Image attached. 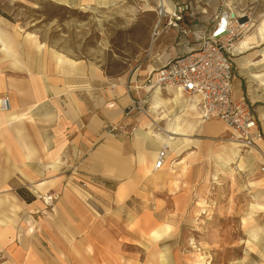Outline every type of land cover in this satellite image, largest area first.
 <instances>
[{
  "label": "crops",
  "instance_id": "1",
  "mask_svg": "<svg viewBox=\"0 0 264 264\" xmlns=\"http://www.w3.org/2000/svg\"><path fill=\"white\" fill-rule=\"evenodd\" d=\"M108 1L66 0L65 5L87 7L89 18L92 11L100 18L101 10L112 4ZM150 1L143 7L149 17L143 42L158 52H172L163 59L165 52L157 54L158 67L147 66L141 71L144 78L197 48V38L209 30L217 7L214 0ZM177 5L188 7L182 21L170 25L166 18L158 32L156 8L161 6L168 17ZM259 25L247 34L243 47L235 48L232 99L252 108L264 151V32ZM173 31L189 35L176 39ZM131 32V45L140 46ZM51 51L63 54L65 62L58 64ZM144 78L132 73L114 79L89 58L50 48L38 35L25 34L0 17V98L10 102L8 111L0 109V264H43L44 249L51 250V264H166L169 248L159 244L169 240L172 209L187 208L186 196L170 191L179 182L167 167L176 160L180 164L184 151L197 146L195 134L216 133L220 124L203 123L197 100L186 93L156 87L136 90ZM137 96L146 99L147 117L123 120L129 99ZM152 122L164 132H156ZM117 123L136 129L130 136L104 131ZM177 123L193 127V132L174 135L170 128ZM162 143L169 146L168 155L155 170ZM215 157L228 169L241 165L238 171L253 178L248 187L256 197L250 210L264 213L259 156L228 144ZM47 196L54 199L51 207L41 200ZM257 222L246 236L257 249L251 252L259 258L254 264H264V215ZM155 235H160L156 242Z\"/></svg>",
  "mask_w": 264,
  "mask_h": 264
},
{
  "label": "rangeland",
  "instance_id": "2",
  "mask_svg": "<svg viewBox=\"0 0 264 264\" xmlns=\"http://www.w3.org/2000/svg\"><path fill=\"white\" fill-rule=\"evenodd\" d=\"M214 1L216 13L206 34L212 32L220 9L234 18L241 16L242 22L248 18L249 35L264 20V0ZM145 2L111 0L107 3L112 4L101 10L100 18L94 11L89 18L88 11L84 10L87 7L66 6V0H0V17L25 34L38 35L50 48L70 56H84L100 64L107 76L118 79L134 73L143 79L142 70L147 66L158 67L157 54L165 52L163 59L172 52V49L158 52L150 44H144L149 24V17L143 10ZM159 7L153 14L156 23L158 20L157 27L160 25L158 32H161L163 20L168 17L158 16ZM132 30L140 43L138 47L130 43ZM182 35L183 32L173 31L176 39ZM154 43H158V37ZM214 122L220 124L216 133L195 134L197 146L184 151L185 159L180 164L177 165L179 161L176 160L172 167H167L175 171L173 176L179 182L176 187H170V191L175 196H186L187 208L172 209L169 240L159 244L161 249L169 248L166 264L259 263V258L251 254L257 249L246 236L247 230L264 215L250 210L256 197L255 190L248 187L253 178L238 171L241 165L234 164L228 169L216 159L215 153L232 140L224 124L219 120ZM186 166L187 171L183 172ZM249 216L252 218L246 222L244 219ZM249 236L252 238V233ZM139 246L145 248L142 242ZM50 251L44 249L43 264H51Z\"/></svg>",
  "mask_w": 264,
  "mask_h": 264
},
{
  "label": "built area",
  "instance_id": "3",
  "mask_svg": "<svg viewBox=\"0 0 264 264\" xmlns=\"http://www.w3.org/2000/svg\"><path fill=\"white\" fill-rule=\"evenodd\" d=\"M188 11L186 5H177L174 12L168 16L167 24L172 25L182 21L184 13ZM160 18L167 17L160 6L157 12ZM224 16L227 17L228 26ZM220 18V19H219ZM215 19H219L212 32L200 34L197 38V48L179 55L166 64L146 75L143 84L135 86L136 90L147 88L174 89L186 93L197 100L201 112V121L208 122L219 120L230 133L231 140L239 149L256 153L261 159L260 173L264 175V151L259 145L262 139L252 108L244 100L232 99L233 68L232 58L238 42L249 32V19L241 21V17H229L227 13L218 11ZM221 21L225 22L224 35L218 34L222 28ZM217 27V28H216ZM216 28V30H215ZM188 31H183L186 35ZM221 35V36H220ZM219 36L218 38H216ZM115 84L110 86L114 90ZM0 109L8 111L10 102L7 97L0 99ZM146 99L140 96L131 97L123 110L122 119L135 116L147 117ZM156 132L164 130L152 122ZM136 127L134 125L111 124L104 127V131L113 135H131ZM169 146L162 143L156 157L154 169H161L167 158ZM43 204L51 207L54 199L52 196L42 197Z\"/></svg>",
  "mask_w": 264,
  "mask_h": 264
},
{
  "label": "bare ground",
  "instance_id": "4",
  "mask_svg": "<svg viewBox=\"0 0 264 264\" xmlns=\"http://www.w3.org/2000/svg\"><path fill=\"white\" fill-rule=\"evenodd\" d=\"M106 2V1H105ZM104 2V3H105ZM102 4V3H101ZM230 17V16H229ZM241 17V16H240ZM220 19V18H219ZM219 19L217 20L216 23H219ZM224 20L226 22V27L228 26V20H227V17L224 16ZM217 28V27H216ZM215 28V30H216ZM259 29L261 32H264V20L260 23L259 25ZM248 41V35L246 34L239 42V47H243L245 45V41ZM39 49V47H37ZM54 58L56 59L57 63L60 64L61 62H65L66 60V57L63 55V54H60L58 52H54L53 55ZM68 62V61H67ZM199 121V120H198ZM197 121V124H199V122ZM170 131L173 132L174 135H180V134H189V133H192L193 132V127H186V128H183L181 127L178 123L174 126V127H171L170 128ZM184 138V137H183ZM173 139V138H172ZM171 141V139H168L167 140V143L169 144ZM230 146H232L233 148H237L238 146L234 143V142H229ZM177 149V148H176ZM177 152V151H175ZM252 181V180H251ZM169 231V230H168ZM164 233V232H163ZM162 233V234H163ZM166 233V232H165ZM156 234V233H155ZM166 235V234H164ZM168 235V234H167ZM159 236L160 235H155V239H154V242H156L158 239H159ZM162 236V235H161ZM162 238V237H161ZM252 238H256V235L255 233H252Z\"/></svg>",
  "mask_w": 264,
  "mask_h": 264
},
{
  "label": "water",
  "instance_id": "5",
  "mask_svg": "<svg viewBox=\"0 0 264 264\" xmlns=\"http://www.w3.org/2000/svg\"><path fill=\"white\" fill-rule=\"evenodd\" d=\"M220 27L222 28L220 31H218V34L219 33H222L221 35H224L225 32H224V27H225V22L224 21H221V24H220ZM220 35V36H221ZM219 36H217L216 38H218Z\"/></svg>",
  "mask_w": 264,
  "mask_h": 264
},
{
  "label": "trees",
  "instance_id": "6",
  "mask_svg": "<svg viewBox=\"0 0 264 264\" xmlns=\"http://www.w3.org/2000/svg\"><path fill=\"white\" fill-rule=\"evenodd\" d=\"M18 194H19L21 197L26 198V195L24 194V192L19 191ZM26 199H27V198H26ZM27 200H29V199H27Z\"/></svg>",
  "mask_w": 264,
  "mask_h": 264
}]
</instances>
